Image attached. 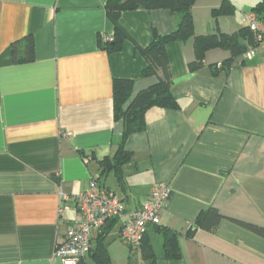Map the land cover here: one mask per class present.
<instances>
[{
	"label": "crops",
	"instance_id": "0c3cea01",
	"mask_svg": "<svg viewBox=\"0 0 264 264\" xmlns=\"http://www.w3.org/2000/svg\"><path fill=\"white\" fill-rule=\"evenodd\" d=\"M106 1L0 0V264H61L56 243L79 218L74 199L90 179L126 213L155 183L171 188L159 226L147 234L154 258L119 240L121 219L106 232L91 231V250L105 233L110 264H264V239L230 221L264 228V48L228 69L222 63L229 52L211 50L190 72L193 40L167 44L178 109H148L144 131L126 140L129 162L118 176L101 173L122 133L113 80L132 81L131 98L155 84L156 77L142 75L146 63L134 46L146 48L153 30L167 35L178 22L167 10L123 12L127 39L108 51L98 44L113 35ZM227 1L232 14L213 19L222 0H196L195 36L236 33L248 26L245 14L264 6V0ZM27 37L34 58L15 64L12 46L21 48ZM209 208L222 220L212 231L196 228V217ZM164 229L177 235L179 259L163 257ZM83 262L95 264L91 255Z\"/></svg>",
	"mask_w": 264,
	"mask_h": 264
},
{
	"label": "trees",
	"instance_id": "16d2710c",
	"mask_svg": "<svg viewBox=\"0 0 264 264\" xmlns=\"http://www.w3.org/2000/svg\"><path fill=\"white\" fill-rule=\"evenodd\" d=\"M196 0H107L105 13L108 21L112 24L113 35L109 41L102 42L98 39L100 47L108 51H118L121 49L127 35L119 25V18L123 12L135 10H167L177 19V25L173 32L167 35H159L154 30L152 39L146 48L134 46L136 52L144 59L146 67L142 72L144 77H156L157 81L152 86L138 92L131 98L133 82L130 80L114 79L112 82L113 114L116 121L122 122V133L117 150L111 160L101 162L103 170L101 173L113 170L118 176L121 167L129 162L131 154L125 150L126 140L134 135L144 131V115L150 108H162L168 110L178 109V102L171 94V73L166 55V45L169 43H182L193 40L194 61L188 65L190 72H196L204 62L205 55L211 50H224L229 52V58L222 63L223 69H228L240 56H243L250 47L255 46L254 36L248 29H241L233 34H214L208 36H195L194 25L191 17V9ZM234 8L227 1L222 0L219 8L211 13L212 18L229 16ZM264 6L257 4L253 7L254 13L259 19L260 11ZM18 48L16 44L12 46V60L15 64L21 62H31L34 58V46L31 37H27L24 44ZM216 70V69H215ZM116 219L109 220L102 227L106 232L110 223ZM222 217L214 208H209L201 212L195 219V227L204 231H212L216 228ZM233 224L243 230L264 239V228L252 224L230 220ZM159 226V225H158ZM156 226V227H158ZM101 228V229H102ZM159 229V228H158ZM194 228H191L192 233ZM163 257L165 259H179L181 257L178 248V238L170 230H163ZM105 233L97 240V246L90 250L88 255L93 257L95 264H110V260L105 248L102 246L101 239ZM189 236V235H188ZM142 257L154 258V253L147 240V235L140 246ZM78 264H84L81 260Z\"/></svg>",
	"mask_w": 264,
	"mask_h": 264
},
{
	"label": "built area",
	"instance_id": "2783aa9c",
	"mask_svg": "<svg viewBox=\"0 0 264 264\" xmlns=\"http://www.w3.org/2000/svg\"><path fill=\"white\" fill-rule=\"evenodd\" d=\"M244 18L255 41V46L244 54V58L251 60L264 48V19H258L252 12ZM170 195L168 184L155 183L147 199L126 213L115 195L90 179L88 188L74 199L79 218L70 223L64 237L56 243L54 258L61 264H78L91 250V231L100 230L112 219L122 220L119 240L131 248H140L149 230L160 224V211Z\"/></svg>",
	"mask_w": 264,
	"mask_h": 264
}]
</instances>
